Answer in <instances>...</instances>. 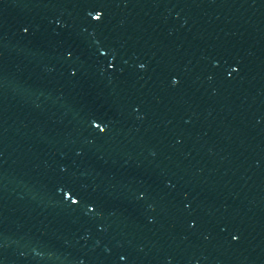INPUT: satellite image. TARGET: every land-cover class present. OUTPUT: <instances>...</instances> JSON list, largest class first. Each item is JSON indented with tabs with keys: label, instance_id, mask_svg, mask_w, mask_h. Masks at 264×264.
Here are the masks:
<instances>
[{
	"label": "water",
	"instance_id": "obj_1",
	"mask_svg": "<svg viewBox=\"0 0 264 264\" xmlns=\"http://www.w3.org/2000/svg\"><path fill=\"white\" fill-rule=\"evenodd\" d=\"M0 264H264V0H0Z\"/></svg>",
	"mask_w": 264,
	"mask_h": 264
},
{
	"label": "snow or ice",
	"instance_id": "obj_2",
	"mask_svg": "<svg viewBox=\"0 0 264 264\" xmlns=\"http://www.w3.org/2000/svg\"><path fill=\"white\" fill-rule=\"evenodd\" d=\"M89 15H90V13H89ZM92 18H93V20L100 21V19H101V14H97L96 16H93ZM24 31H25V32H28L29 29H28L27 27H25V28H24ZM69 55H72V53L69 52ZM101 55H106V53L101 52ZM110 67H114V65H110ZM140 67H141V68H144L145 65H144V64H141ZM174 83H178V81H174ZM96 127L99 128L101 131H104V129L100 128V125H99V124H97ZM67 195L72 196V193L69 192V193H67ZM80 202H81V201H80L76 196H72V199H71V203H72V204H79ZM121 259H124V257H121Z\"/></svg>",
	"mask_w": 264,
	"mask_h": 264
}]
</instances>
